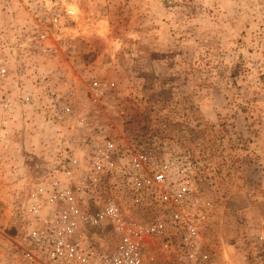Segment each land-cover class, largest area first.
Listing matches in <instances>:
<instances>
[{
	"label": "rangeland",
	"instance_id": "374dc122",
	"mask_svg": "<svg viewBox=\"0 0 264 264\" xmlns=\"http://www.w3.org/2000/svg\"><path fill=\"white\" fill-rule=\"evenodd\" d=\"M77 117L188 153L212 264H264V0H0V253Z\"/></svg>",
	"mask_w": 264,
	"mask_h": 264
},
{
	"label": "built area",
	"instance_id": "2783aa9c",
	"mask_svg": "<svg viewBox=\"0 0 264 264\" xmlns=\"http://www.w3.org/2000/svg\"><path fill=\"white\" fill-rule=\"evenodd\" d=\"M87 88L107 91L97 79ZM59 112L75 117L66 105ZM69 125L57 168L33 186L0 264H212L204 233L214 208L188 153L164 139L110 135L82 117Z\"/></svg>",
	"mask_w": 264,
	"mask_h": 264
}]
</instances>
